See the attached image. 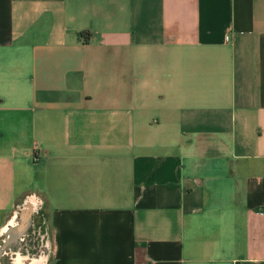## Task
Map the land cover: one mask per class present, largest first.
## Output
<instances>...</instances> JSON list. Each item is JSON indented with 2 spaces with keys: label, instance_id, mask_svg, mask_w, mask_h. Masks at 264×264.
<instances>
[{
  "label": "crops",
  "instance_id": "0c3cea01",
  "mask_svg": "<svg viewBox=\"0 0 264 264\" xmlns=\"http://www.w3.org/2000/svg\"><path fill=\"white\" fill-rule=\"evenodd\" d=\"M40 238L264 264V0H0V264Z\"/></svg>",
  "mask_w": 264,
  "mask_h": 264
},
{
  "label": "rangeland",
  "instance_id": "374dc122",
  "mask_svg": "<svg viewBox=\"0 0 264 264\" xmlns=\"http://www.w3.org/2000/svg\"><path fill=\"white\" fill-rule=\"evenodd\" d=\"M21 207H22V206H21ZM19 210H21V209H19ZM32 217L34 218V217H35V214H33ZM40 236H41V233H40ZM35 243H36L37 246H39L40 243H41V238H40V240H38V241L35 242ZM16 259H17V262H14V264H30L28 258L17 257V258H15V261H16ZM9 263H10V264H13V263H11L10 261H9Z\"/></svg>",
  "mask_w": 264,
  "mask_h": 264
},
{
  "label": "built area",
  "instance_id": "2783aa9c",
  "mask_svg": "<svg viewBox=\"0 0 264 264\" xmlns=\"http://www.w3.org/2000/svg\"><path fill=\"white\" fill-rule=\"evenodd\" d=\"M29 240H31V238H30ZM43 241H44V240H41V243H40L39 246H37L36 244L33 245V247H35V248H34L35 250H33L32 254H31L32 257H31V258L28 257V258H30V261H29L30 264H32V261H33V259H34V255L37 254V253L40 251V249H41V247H42V244H43Z\"/></svg>",
  "mask_w": 264,
  "mask_h": 264
},
{
  "label": "bare ground",
  "instance_id": "6f19581e",
  "mask_svg": "<svg viewBox=\"0 0 264 264\" xmlns=\"http://www.w3.org/2000/svg\"><path fill=\"white\" fill-rule=\"evenodd\" d=\"M33 203H34V201L29 199L28 202H27V206L30 205V204H33Z\"/></svg>",
  "mask_w": 264,
  "mask_h": 264
}]
</instances>
